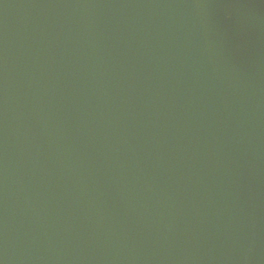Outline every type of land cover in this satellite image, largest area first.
Here are the masks:
<instances>
[{
  "label": "water",
  "instance_id": "1",
  "mask_svg": "<svg viewBox=\"0 0 264 264\" xmlns=\"http://www.w3.org/2000/svg\"><path fill=\"white\" fill-rule=\"evenodd\" d=\"M0 264H264V0H0Z\"/></svg>",
  "mask_w": 264,
  "mask_h": 264
}]
</instances>
